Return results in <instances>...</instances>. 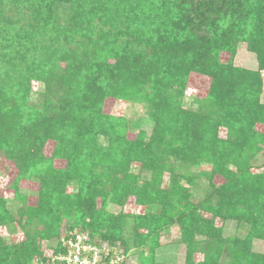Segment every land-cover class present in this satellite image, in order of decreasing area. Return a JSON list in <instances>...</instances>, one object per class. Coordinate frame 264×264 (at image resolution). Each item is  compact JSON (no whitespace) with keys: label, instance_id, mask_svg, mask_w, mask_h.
Instances as JSON below:
<instances>
[{"label":"trees","instance_id":"trees-1","mask_svg":"<svg viewBox=\"0 0 264 264\" xmlns=\"http://www.w3.org/2000/svg\"><path fill=\"white\" fill-rule=\"evenodd\" d=\"M76 30L84 35L81 56L69 45ZM49 33L54 52L61 48L65 60L76 55L62 74L59 61L39 72L32 67L31 53L34 61L54 56L38 46ZM243 42L257 71L219 58ZM131 43L135 51L114 50ZM262 71L264 0H0V166L6 159L18 170L14 198L0 197V229L8 231L0 234V264H29L39 250L30 247L32 222L42 218L45 231L55 234L61 212L80 220L83 231L68 235L84 234L113 253L122 240L125 252L138 251L144 264H163L156 253L172 225L180 227L184 264H264V251L255 247L264 241V171L251 173L264 169V133L256 130L264 126ZM192 73L211 79L204 106L185 105ZM110 98L143 104L144 128L104 114ZM120 121L138 128L135 139ZM57 160L65 166L57 168ZM203 164L211 170L198 173ZM165 172L169 187L161 190ZM24 178L39 186L37 207L18 188ZM198 180L206 187L199 202L192 193ZM130 197L144 214L107 215L108 203L123 206ZM218 220L236 223L235 235L227 236ZM21 232L26 240L11 255L8 235Z\"/></svg>","mask_w":264,"mask_h":264},{"label":"rangeland","instance_id":"rangeland-1","mask_svg":"<svg viewBox=\"0 0 264 264\" xmlns=\"http://www.w3.org/2000/svg\"><path fill=\"white\" fill-rule=\"evenodd\" d=\"M5 12L6 14H8L7 12H10V8L9 7H5ZM13 13V12H12ZM15 14V12H14ZM61 20H66L65 16L62 14L61 15ZM255 24V21H251L249 22V28H251L253 25ZM250 30V29H249ZM49 32V31H48ZM73 37L72 39H69L70 42V49L72 50V52L74 53H78V56H81L82 54V50L79 51L80 49V40L83 39V34L79 31L76 30L75 32H73ZM82 35V36H81ZM36 42V40H34ZM63 41V40H62ZM39 45L38 46H48V48H46V50H48V56L50 57V53L53 54L54 56L52 58H48V57H44L43 60L41 59H37V61H34V54L31 53L30 54V58L31 61H33V65L32 67L35 69V72H39L40 68L39 66H42V70L46 69L45 64H50L51 62H58L57 67H59V73H63L62 70L65 67V64H68L67 61H72L75 62L74 58L76 59V55L74 57H71L68 60H65L61 54L63 53L61 48L59 53L54 52V49H51V44L55 43V38H54V34L49 33L47 35H42L39 38ZM65 43V42H64ZM63 42H61L60 44H64ZM120 44V43H119ZM119 44L117 46L114 47V50L117 48L116 52L119 54H126L128 53V51L132 52L135 51L136 47H138L136 44L131 43V46L128 47H122V45L119 46ZM33 52H35L34 50V45L32 46ZM70 50V52H71ZM79 51V52H78ZM141 51H139L140 53ZM70 54V53H69ZM106 53L103 54V57H106ZM43 57V55L41 56ZM220 60L222 63H232L233 66L237 67V68H245L247 70H258V63L256 61L255 56L249 52L248 47L246 45V43H240L238 44V46L236 47L235 53H231V52H223L220 55ZM33 59V60H32ZM40 61H43V64H39L41 63ZM51 61V62H50ZM39 62V63H37ZM110 63H114V60H110ZM79 62H77L78 64ZM44 65V66H43ZM262 75V79H263V88H262V93L260 95V103L264 105V71L261 72ZM210 86H211V79L209 77L197 74V73H192L191 77L189 79L188 85L186 86V90H185V105L189 106L192 101H196L199 102V104L202 106H204L205 104H207V102L209 101L208 96H209V92H210ZM35 87H38V85H35ZM74 93H77V91H74ZM143 104L138 103L137 100H117V99H108L105 103L103 112L104 114H107L109 116H111L113 119L115 120H120V119H127L128 121H130V123H134L136 124L140 123V119H142V117L144 116V109L142 107ZM121 122V121H120ZM122 126V129L124 133L127 134L128 138L130 139H135L137 133H138V128L135 129L134 125H130L127 124L128 126L125 128L124 124L125 122H121L120 123ZM140 126V125H139ZM141 126L144 128V122L142 121ZM256 130L260 131L261 133H264V126L259 124L256 126ZM54 148H55V144L53 141H49L47 142V145L45 147V154L46 156L50 157L53 152H54ZM263 162V158H260V163ZM0 166V197L5 198V199H13L14 198V191H13V181L14 179L17 177L18 174V170L15 167L13 162H10L6 159H2ZM55 166L57 168H62L65 166V162L63 160H57L55 162ZM204 171V172H208L211 170V166L210 164H203L201 166V168L197 171L198 173L200 171ZM264 169H257V168H252L251 173L255 174V173H260L263 172ZM169 180H170V176L168 172H165L162 176H161V183L159 185V187L161 188V190L167 189L169 187ZM215 182L217 184L223 183L224 180H222L221 178H216ZM197 186L192 188V192L194 194V197L196 199L197 202L201 201L204 199V195H205V191H206V187L204 186L202 180H198L197 182ZM205 183V182H204ZM196 185V184H195ZM18 188L25 191L28 195V205L32 206V207H37L38 205V197L35 196V192H37L39 190V186L37 183L31 181L30 179L24 178L22 179L19 184H18ZM159 188V189H160ZM33 192V193H32ZM71 193V191H69ZM63 196H67V189L65 190ZM136 199L133 197H130L127 202L121 206V205H117L114 203H108L107 207H106V213L108 216H112V217H121L122 215L124 216H139L145 213L146 208L145 206L142 205H137L135 203ZM56 203V202H55ZM21 203L19 200H16V205L19 206ZM58 205V203H57ZM60 205V204H59ZM98 208H102V202L100 199H98ZM56 217H60L61 219L59 220V232L55 233V234H50L48 232H46V225L44 223V220L42 218H39V220H34L32 222V226L31 229L33 231V235H36L33 239L32 242L30 244L31 248L36 247L37 245L39 250L36 249V251L33 253L32 258L29 259L30 263L29 264H39L40 262L49 259L50 257H52L54 254L60 252V243L63 237L68 236L67 233H69L70 231H74V230H79V231H83L81 230L80 226H76V222L80 221L78 220L79 217L77 214L73 213L70 216L65 215V213H59L58 216ZM56 217L53 219V221L56 219ZM55 222V221H54ZM88 222V221H87ZM218 225L225 228V233L227 236H234L235 235V228H236V223H231V222H227V223H222L221 220H218ZM130 228H126L123 231V235L127 238H129L130 236ZM140 232H143L140 231ZM7 233L8 231L6 229H0V234L3 237H7ZM87 233V232H86ZM90 234V233H88ZM47 235H52V236H47ZM10 236L9 238V251L11 253V255L13 254H17L16 248L17 246L23 242V240L25 239V235L24 233H18L15 235H8ZM92 240L97 243L100 244V242L98 241L99 239L97 238L96 235H91ZM126 238V239H127ZM125 239V240H126ZM180 239H181V232H180V227L178 225H172L170 227V232L169 234H165L162 235L160 237V243L162 245V248L159 249L156 253L157 259L159 260V262H162L163 264H184V257H185V248L184 246H182L180 244ZM26 240V239H25ZM116 246H115V251L114 253L112 251H110V255L113 258H116L119 256V252L121 253V255H123L125 258V263L122 262V264H144L142 262V254H140L138 251L133 250L130 252H125V248L123 246L124 241L119 240L116 241ZM125 245V244H124ZM95 246H98L95 244ZM255 247L257 249V251L263 252L264 251V241H256L255 242ZM145 251L144 255L147 256V249H142ZM21 259V258H19ZM197 261H201L202 260V256L201 255H197L196 256Z\"/></svg>","mask_w":264,"mask_h":264},{"label":"built area","instance_id":"built-area-1","mask_svg":"<svg viewBox=\"0 0 264 264\" xmlns=\"http://www.w3.org/2000/svg\"><path fill=\"white\" fill-rule=\"evenodd\" d=\"M60 252L39 264H122L118 256L111 257L109 248H101L89 243V237L73 233L63 237Z\"/></svg>","mask_w":264,"mask_h":264}]
</instances>
